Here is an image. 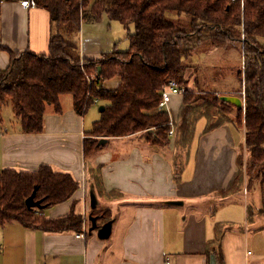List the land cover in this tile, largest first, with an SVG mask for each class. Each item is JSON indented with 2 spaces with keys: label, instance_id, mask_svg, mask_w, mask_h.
I'll use <instances>...</instances> for the list:
<instances>
[{
  "label": "crops",
  "instance_id": "crops-1",
  "mask_svg": "<svg viewBox=\"0 0 264 264\" xmlns=\"http://www.w3.org/2000/svg\"><path fill=\"white\" fill-rule=\"evenodd\" d=\"M82 10L85 14L88 9ZM113 22L119 21L107 15L100 21L82 20V58H98L120 48V29L114 35L107 30H115ZM54 34L55 25L46 8H26L22 0H1L0 70L8 67L13 53L30 50L49 55ZM185 63L188 83L180 85L184 90L234 94L202 91L195 76L200 67ZM120 84L121 78L115 77L103 86L115 91ZM183 98L184 94L172 97L173 117H178ZM96 104H101L100 113L93 107ZM102 107L103 102L98 101L80 114L73 97L64 94L62 110L57 112L49 105L42 132L28 134L22 131L13 104L8 101L2 106L0 170L36 172L48 165L56 173L70 174L78 182V190L69 200L46 208L44 215L58 219L74 211L83 216L84 228L81 232H46L16 222L0 225V264H211L213 255L218 264H264V215L257 213L250 220L253 203L244 195L246 185L235 194H219L230 190L241 172L238 157L245 143L243 130L242 138L233 123L205 132L207 120L201 119L205 126L199 132L201 120L198 122L181 180L176 181L177 127L167 145L136 133L108 139L86 155L85 140L101 119ZM93 172L102 178L103 195L92 180ZM109 192L116 194L110 196ZM92 194L97 196L98 210L107 212L113 221L111 236L105 240L96 233L108 221L90 230ZM175 201L182 204H172ZM218 229L223 234L216 247L212 241Z\"/></svg>",
  "mask_w": 264,
  "mask_h": 264
},
{
  "label": "trees",
  "instance_id": "trees-1",
  "mask_svg": "<svg viewBox=\"0 0 264 264\" xmlns=\"http://www.w3.org/2000/svg\"><path fill=\"white\" fill-rule=\"evenodd\" d=\"M35 1L50 12L55 25L51 51L49 55L30 50L13 53L8 67L0 70V122L1 108L10 101L24 133L42 132L47 107L53 105L60 112L61 96L71 94L80 114L96 101L104 104L101 119L94 123L90 137L85 140L86 155L100 147L102 138L136 133H142L155 144L167 145L172 139L170 116L158 110L164 85L173 79L185 86L188 83L185 61L202 52L201 48L226 51L239 42L245 63L238 74L241 84L238 92L240 96L245 92V121L240 119L241 115L239 124L228 117L222 109L230 113L233 107L239 112L243 108L222 101L216 93L185 90L179 115L173 117L177 127L175 177L176 181L181 180L201 119L207 120L205 132L233 123L245 132V143L238 157L241 172L232 188L219 194L228 196L245 188L246 150L250 180L254 171L260 170L257 176L262 173V206L257 213L264 215V0ZM84 8L88 9L85 14ZM169 12L190 19L171 20L167 18ZM103 15L129 30L133 27L130 46L127 50L115 47L98 58H82L79 45L82 20L100 21ZM115 77L121 78L118 89L106 90L103 84ZM91 177L99 194H105L102 178L95 172ZM36 188V200L41 201L43 209H29L26 205ZM78 188V182L70 174L56 173L48 165H42L36 172L0 170V225L16 222L46 232H81L84 218L74 211L58 219H47L44 215L46 208L69 200ZM108 194L113 196L116 192ZM257 213L250 205V220ZM90 215L98 217L99 227L110 220L107 212L98 208L92 209ZM222 234L218 229L212 241L216 247L220 246Z\"/></svg>",
  "mask_w": 264,
  "mask_h": 264
},
{
  "label": "rangeland",
  "instance_id": "rangeland-1",
  "mask_svg": "<svg viewBox=\"0 0 264 264\" xmlns=\"http://www.w3.org/2000/svg\"><path fill=\"white\" fill-rule=\"evenodd\" d=\"M108 1V0H107ZM167 18L174 20V19H182V20H189L190 18L186 15L179 17L175 12L167 13ZM115 27V30H107L114 35L117 29H120L117 33V38L120 40V48L121 50H127L130 46L129 34H132L134 29L133 27L127 29L123 24L119 22L112 23ZM118 40V41H119ZM263 41V40H262ZM202 52L195 53L190 59L186 60L192 67H200L195 73V76L198 78L200 87L202 91H209V92H231L237 96L239 95V88H240V81L238 78V72L242 70L243 65L245 63V59L242 56V46L239 42L234 43L229 50H222L219 48H213L208 51L201 48ZM206 51V52H204ZM238 92V93H236ZM233 94V95H234ZM208 95V94H205ZM69 97H72L71 94H68ZM244 99V95L240 96ZM245 105V104H244ZM101 104H96L93 107L99 112ZM225 111L226 115L230 117L234 122L239 124V117L245 121V106H243L242 112H239L235 107L232 108V112L228 113V111L224 108L222 111ZM100 113V112H99ZM205 126V120H201L199 123V132L201 131L202 127ZM236 131L242 138L244 136V132L238 128ZM241 152V150H240ZM244 162L246 161L245 171L243 172L246 189L247 201L248 203H253L255 211H259L262 206V194H261V180H262V173L260 176H257L260 170H256L251 174L253 177L250 180L249 174L250 171H247V161L249 160V153L244 150ZM84 228V225H83ZM98 235V233H96Z\"/></svg>",
  "mask_w": 264,
  "mask_h": 264
},
{
  "label": "water",
  "instance_id": "water-1",
  "mask_svg": "<svg viewBox=\"0 0 264 264\" xmlns=\"http://www.w3.org/2000/svg\"><path fill=\"white\" fill-rule=\"evenodd\" d=\"M99 73H101V67H99ZM220 99L224 102L235 105L239 109H242L244 106L243 99L237 95H222L220 96ZM102 111H104V107H102ZM107 142H108V138H102L99 144L102 145ZM36 193H37V188L35 189L33 194L30 197H28V199L26 200V205L29 209H33V208L43 209L44 208L41 201L36 200ZM172 204H182V203L175 201V202H172ZM97 206H98L97 196L96 194H92L91 195V207L92 209H95L97 208ZM89 220L92 223V227L90 230L94 231L98 229V217L90 216ZM112 225H113V221L110 220L107 223H105L101 228H99L98 237L103 240L110 238L111 233H112ZM211 264H218L215 255H213L211 258Z\"/></svg>",
  "mask_w": 264,
  "mask_h": 264
},
{
  "label": "built area",
  "instance_id": "built-area-1",
  "mask_svg": "<svg viewBox=\"0 0 264 264\" xmlns=\"http://www.w3.org/2000/svg\"><path fill=\"white\" fill-rule=\"evenodd\" d=\"M22 4L26 8H31V7L37 6V3L35 0H22ZM184 93H185V90L180 86V84L176 80H173V79L169 80L164 85V87L161 91V100H160L159 105H158V110L167 112L170 115V122H169V126H170L169 135L170 136H174L176 134V123H175V120L173 118V115L171 114L169 104H170V101L174 95L184 94ZM243 95H244L243 102L245 104V92H243ZM97 102L98 101H96V103ZM78 236L79 237H85L84 234L83 235L79 234Z\"/></svg>",
  "mask_w": 264,
  "mask_h": 264
}]
</instances>
